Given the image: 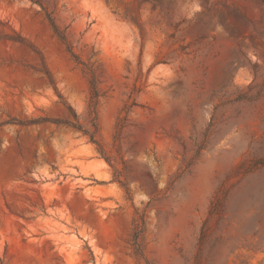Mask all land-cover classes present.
<instances>
[{
  "label": "rangeland",
  "instance_id": "1",
  "mask_svg": "<svg viewBox=\"0 0 264 264\" xmlns=\"http://www.w3.org/2000/svg\"><path fill=\"white\" fill-rule=\"evenodd\" d=\"M0 264H264V0H0Z\"/></svg>",
  "mask_w": 264,
  "mask_h": 264
},
{
  "label": "trees",
  "instance_id": "2",
  "mask_svg": "<svg viewBox=\"0 0 264 264\" xmlns=\"http://www.w3.org/2000/svg\"><path fill=\"white\" fill-rule=\"evenodd\" d=\"M52 26L58 32L57 26L55 25V22L53 19L49 18ZM19 40H13L16 43L24 44L25 39L22 38L21 36L18 37ZM63 40H65L64 37H61ZM72 56L75 58L76 61H78L77 55L72 53ZM39 72H42L48 79L49 83L53 86L54 90L56 91L57 94H59L60 99H62V96L58 92V88L56 86V83L52 77L51 72L49 69L46 67L45 62L43 60V69L38 70ZM91 74V79L89 81L90 88H91V97H90V104H89V116H90V129H87L84 127V125L81 123L80 118L76 111L70 106L67 105L68 110L70 112V116L61 120H56L53 121L54 124L58 126H64L66 128L72 129L76 132L82 133L84 136L88 137L89 140L95 144L98 147V150L102 157L109 163L111 164V157L108 156V153L104 149V146L102 145L100 139H99V133H100V125H99V118H98V105H99V98H100V92L97 87V78L93 71H90ZM134 106H137L135 103H132L130 106L127 107V110L130 111V109ZM126 119L123 118V120H120V124H118L119 130H122L125 125L124 122ZM47 119H40V120H33L29 121V124H39L40 122H46ZM23 125L24 123H20ZM118 175L121 174V172L117 171ZM139 236L140 232L135 233V244L137 246V249L139 250L138 253L142 254L140 251V244H139Z\"/></svg>",
  "mask_w": 264,
  "mask_h": 264
}]
</instances>
